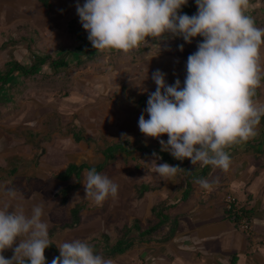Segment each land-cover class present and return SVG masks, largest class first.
<instances>
[{
  "label": "clouds",
  "instance_id": "obj_1",
  "mask_svg": "<svg viewBox=\"0 0 264 264\" xmlns=\"http://www.w3.org/2000/svg\"><path fill=\"white\" fill-rule=\"evenodd\" d=\"M188 0H85L76 11L88 40L97 52L128 55L149 44L180 37L191 44L203 37L187 58L183 85L166 83L159 70L152 74L156 90L149 94L146 113L139 117L141 133L155 138L161 150L176 160L188 159L194 166H212L227 171L230 154L225 150L257 135L264 105L254 101L260 86L259 51L264 28L246 14L249 0H195L197 13L182 14ZM184 50L183 45L179 46ZM150 54V53H149ZM167 136L165 142L161 137ZM122 139L130 138L121 134ZM155 170L172 179L188 170L168 163L153 153ZM203 189L207 179L194 181ZM7 181H0V264H48L46 249L52 245L49 223L42 203L26 207L23 196ZM86 200L101 205L118 197L119 186L93 167L85 170ZM79 197L76 195L75 199ZM80 198V197H79ZM59 256L51 264H112L93 246L79 239L55 244ZM12 251L11 258L4 253Z\"/></svg>",
  "mask_w": 264,
  "mask_h": 264
},
{
  "label": "crops",
  "instance_id": "obj_2",
  "mask_svg": "<svg viewBox=\"0 0 264 264\" xmlns=\"http://www.w3.org/2000/svg\"><path fill=\"white\" fill-rule=\"evenodd\" d=\"M20 1L22 5L25 3V0ZM192 9V5L190 11H187L185 6H183L181 11L182 14L191 16ZM77 16L78 14L76 17ZM54 23L55 21L53 19L43 21L48 35L56 37L54 39L56 43L59 40V35L54 34L58 26L56 25L55 27ZM78 27H80V29L82 28L81 26ZM78 30L79 29H77V31ZM33 32L35 35L40 36L39 32ZM30 37L33 41L35 40V37ZM86 37H88V35ZM72 42L66 47H62L58 50L56 49L54 53L50 51H41L40 54L43 53L42 55H49L53 58H57L71 52L66 56L67 67L62 69L64 72L67 71V68L71 64L78 67L82 66L84 63L83 58H85L86 61H91L95 58L97 59L99 55H102L103 58H105L106 55L110 56V54L95 51L91 54V59H88L87 55L76 53L75 51H81L92 46L89 40L83 37V34L79 36L78 42H76L78 47H72ZM30 43L32 44L31 41ZM31 44H29V47L27 45L28 50L30 49V54H32L30 64L27 65L17 59H11L3 64L0 75L5 74L7 63L10 61H17L27 67L32 65L33 55L37 54L39 51L32 50V47H30ZM144 49L148 48L144 47L143 50ZM138 51H140V48ZM112 53L118 52L113 51ZM46 69L54 72L51 65L47 64L43 66L35 76L25 77L17 72L8 79L5 85L0 83V111L3 114L0 117V181L10 182L9 187L14 188L23 196L24 203L29 209L34 203L43 204L46 219L49 223L50 238L53 244L76 239L83 241V238L88 239V237L91 236L90 233L93 232L91 228L95 227L96 221H98L96 217L88 218V214L96 213L97 210L103 213L105 212L104 208L95 206V204H93L94 202L91 200L84 199V174L79 189L71 192L67 202L62 203L60 197L56 195L59 187L61 186L63 188L67 185L75 184L78 180L74 178L69 183H64L51 177V173L54 171L62 172L70 164L99 165L105 160L104 149L107 144L129 141V148L133 150L132 155L128 156L124 153H120L117 158L109 164L108 168L100 173L103 175L105 172L109 171L111 167L116 166L117 168H121L122 171H127L122 175V178L128 182V180L131 179V172L126 170L128 169L127 166H130L131 163H136L135 167L137 166L139 168L137 162L139 159H136L137 153H146V156L149 157L153 155L151 152L153 149L156 151L155 153L161 157L160 152L166 151L161 150V145L155 138H148L144 134L141 135L143 139L139 137L136 142L132 141L131 138L119 139L117 136L109 138V135L113 133L107 134L104 125H99L97 128L94 123L87 122L88 120L85 124H82L80 121H77V119H74V117L71 118L72 121L70 124L63 128L64 132L61 131L63 132L62 134H66L67 132L71 137L68 145L69 152L66 153L65 143L58 144L60 146L55 148L53 144L44 142L49 135L50 127L55 124H51L46 120L44 121V118H41L36 122L37 124H34V120H31V117H29L25 124L17 125V119H13V114H10L13 106H16L15 104L10 105L11 102L13 103V100H16L14 96L16 93L12 94V91L14 92L16 86H19L24 80H40L48 76L45 74ZM175 73L176 72H174V76L177 77L178 75L176 76ZM166 78L168 79V76ZM94 81V84L98 85L102 82L101 78H94ZM260 84H264V82ZM257 89L260 91L259 87ZM141 98L142 97L139 99ZM139 99L136 101L137 107H139ZM261 100L260 91V95L258 98L254 99V101L259 102ZM7 105L9 106V111H7ZM140 109L146 110L144 108ZM91 114V111L83 112V116L86 118H88V116L91 117ZM112 115L117 118V115ZM138 121L139 119L131 123L136 122L135 124L138 125ZM126 127L127 124L122 126L119 130L120 133L125 131ZM256 128V136L225 149L228 153L230 150L233 151V153H229L232 161L230 168L225 171L212 167L206 178L209 180L211 187L209 189H203L197 184L191 199L175 211L176 215L180 218L176 234L168 241L162 238L159 242H156V245L159 246L155 248L157 250L159 249V251L162 249L163 253L152 254L150 251L153 249L151 241L139 244L132 251L124 255L111 258L112 264H264V246L260 249L258 248L259 250H253L254 241L245 233L239 231L238 226L227 218V207L225 203L228 195H234L237 200L243 201V203L246 202L247 205L249 204V210L247 211L254 230L258 236L263 237L262 240L264 239V140L258 141L261 137V127L256 126ZM61 132H54V140L57 137L59 138ZM130 132H132V130ZM130 132L126 134L130 135ZM74 134L82 135L84 140L77 141ZM24 135L26 138L23 142L26 141L28 143L27 148L19 144L22 142L19 138L22 136L24 137ZM40 145L42 147H40ZM45 148L47 151H45ZM169 155L173 157L170 153ZM51 156H56L57 161H54V159L51 160ZM237 156L240 157L237 158ZM159 162L165 163L162 157ZM148 173L150 181L146 182L145 178H143L137 192L134 194V198L133 196L128 198L130 204L128 200L127 207L130 210L131 217L128 219L127 225H131L135 219H139L142 222V226L145 227L154 220L152 209L157 204H153V201L160 203L161 201L169 200L174 203L181 197V193H177L176 191L178 175L172 179H165L157 174L155 165L153 173ZM62 183L64 185H62ZM143 185H148L151 189L141 197L139 191ZM77 194H79L80 198L78 197L75 199ZM80 203L84 204L80 225L74 229L63 228L64 225L71 221L72 209ZM101 218L102 217H98L100 220ZM98 222L101 223V221ZM106 229L107 228H105L104 231ZM52 231L54 232L53 237H51ZM167 233L168 228L159 234L165 237ZM92 239H95V237L91 238L89 241ZM257 240L255 242H257ZM89 241H87V243ZM111 241L114 243L116 238H114V240L112 238ZM4 255L6 258H11L13 253L9 250L6 251ZM54 256V252L51 250L45 251V257L49 258L46 259L47 261H52Z\"/></svg>",
  "mask_w": 264,
  "mask_h": 264
},
{
  "label": "rangeland",
  "instance_id": "obj_3",
  "mask_svg": "<svg viewBox=\"0 0 264 264\" xmlns=\"http://www.w3.org/2000/svg\"><path fill=\"white\" fill-rule=\"evenodd\" d=\"M84 2L85 0H56L52 2L51 9L47 10L38 0H25L23 5L20 0H0V71L3 64L11 59H17L27 65L30 64L32 55L30 49L28 50L29 44H31L29 41L30 36L35 37L30 46L32 50L53 53L56 49L68 46L72 41V47H78L76 42H78L81 34L88 40V37H86L87 32L82 27L79 17H76L77 3L82 5ZM188 3L193 6L192 15L196 14L198 9L195 0H188ZM246 14L254 19L257 27L264 28V0H249ZM52 19L55 21V27L56 25L59 26H57V31L54 32L55 35H59V40L56 43L54 41L56 37L48 35L43 24L44 20ZM78 26L82 28L80 29ZM77 29L80 31H77ZM32 30L39 32L40 36L35 35ZM202 40L203 37H196L191 44H188L182 38L171 37V35L159 42L149 37V44L159 43L160 49L153 47L143 50L144 46H141L140 51L133 50L128 55L112 53L110 56L106 55L105 58L99 55L97 59L91 61H86L83 58L84 63L82 66L78 67L71 64L65 72L60 70L58 72L54 71V73L52 70L46 69L45 74L48 76L38 77L42 78L40 80H24L23 83L16 86L14 92L12 91V94L16 93L14 95L16 100H13V103L10 104L16 106H13L10 114H13V119H17V125L25 124L29 117L34 120V124H37L36 122L41 118L55 124L50 127L46 141H43L53 144L55 148L60 146L58 144L65 143L66 153L69 152L68 145L71 137L67 132L62 134L64 132L63 128L67 127L72 121L71 118L74 117L82 124H85L88 120L87 122L94 123L97 128L99 125H104L107 134L113 133L109 135V138L117 136V138L122 139V133L126 134L132 130L129 133L130 135L127 136L136 142L139 137L143 139L141 136L143 133L139 130V126L135 124L136 122H131L137 121L141 115L148 118L146 111L137 107L136 101L140 97L148 98L149 94L156 90L155 82L151 78L152 74L159 70L165 74V77L168 76L166 82H169V85H174L177 79L183 85L187 75V58L197 50V45ZM180 45H183L184 48L182 52L179 48ZM259 66L260 75H263L264 44L260 46ZM174 72H176V76L178 75L177 77L174 76ZM94 78H101V84H94ZM259 88L263 101L261 100L258 103L264 105V84H260ZM7 108V111H9L8 105ZM84 111H91V117H84ZM112 114L117 115V118L113 117ZM1 115L3 114L0 111V117ZM125 124H127L126 130L120 133V128ZM56 131L63 132L59 134V138L57 137L54 140V132ZM25 138V135L20 137L19 140L21 139L22 142L19 144L27 148L28 143L23 142ZM161 139L167 142L168 137L165 135ZM259 140L263 141L264 136H261ZM40 147L42 146L40 145ZM45 151H47L46 148ZM151 152L155 153L156 151L152 149ZM229 153H233V151L230 150ZM136 156V159H139L137 160L139 168L135 167L136 163L127 166L128 169L126 170L131 172V179L128 182L122 178V175L127 171H122L121 168L116 166L111 167L109 171L103 174L118 184V197L116 199L109 198L101 205L93 203L95 206L103 207L105 212L101 213L100 210H97L96 213L88 214V218L96 217L101 223L96 221L95 227L91 228V231H93L90 233L91 236L88 239L83 238V241L87 242L95 237L91 240L92 242H88L93 244L94 241H100L101 235L106 233L111 236H109L111 240L112 238L113 240L114 238L117 239L120 228L128 224V219L131 217L130 210L127 207L128 198L131 196L134 198V194L137 192L143 178L146 182L150 181L148 172L153 173L155 165V162H152L153 155L147 157L146 153H137ZM240 156H237V158ZM50 159L57 161L56 156H51ZM183 161L186 162V169L188 170L200 167V165L194 166L188 159ZM62 185L64 184L62 183ZM61 188L60 186L59 189ZM229 196L234 197L244 209L249 210V204L237 200L234 195H228L227 197ZM153 204L158 203L153 201ZM98 217H102L101 220ZM104 227L107 228L105 231ZM256 235L254 230L253 237L247 236L251 240L256 241L258 239L257 243L261 248L264 246V239L262 240L263 237ZM162 238L164 236L158 234L152 240L153 249L150 250L152 254L163 253L162 249L159 251L155 248L159 246L156 245V242H159ZM94 249L97 254H101V249L97 247Z\"/></svg>",
  "mask_w": 264,
  "mask_h": 264
},
{
  "label": "trees",
  "instance_id": "obj_4",
  "mask_svg": "<svg viewBox=\"0 0 264 264\" xmlns=\"http://www.w3.org/2000/svg\"><path fill=\"white\" fill-rule=\"evenodd\" d=\"M54 0H38V2L45 8L50 9L52 6V2ZM263 1V0H259ZM185 9L190 11L191 4L185 5ZM192 16V15H191ZM33 43V39H30ZM96 49L93 46L87 47L81 51H75L78 54L87 55L88 59H91V54L95 52ZM71 53V52H69ZM66 53L61 57L53 58L49 55H42L40 51L37 54L33 55V63L29 67L17 62L10 61L7 63L6 72L4 75H0V83L5 85L8 79L15 73H21L25 77H32L39 73L40 69L50 64L52 69L55 72H58L67 67L66 56L69 54ZM261 82H264V75L261 76ZM260 95V91L256 89V95L253 99L258 98ZM147 97H142L138 101V106L140 108H147ZM261 136H264V116L261 117L260 124ZM75 139L77 141L84 140L82 135L74 134ZM129 141H121L114 144H107L104 149L105 160L96 166H90L87 164L76 165L70 164L68 167L62 172H52L51 177L57 179L64 183H69L74 178L78 180L75 184L67 185L57 191V197H60V201L62 203H66L71 192L76 191L80 187V183L83 180V174L85 170H90L93 167L96 169L98 173L105 171L109 164L113 162L120 153H124L128 156H131L133 150L130 148ZM227 151V150H226ZM162 160L165 163L171 164L173 166H180L181 168L186 169V162L176 160L174 157H171L168 152H160ZM212 166H203L199 169L188 170L191 173L183 172L178 174V183L176 186L177 193H181V197L177 202L161 201L157 205H155L152 209V213L154 216V220H152L145 227L142 226V222L139 219H135L131 225H123L120 228L119 237L113 243L111 238L107 234L101 235L100 241H94L93 244L90 243L93 248L97 247L101 249V254L105 258H115L120 255H124L134 248H136L139 244L151 242L155 236H157L160 232L164 231L168 228V233L164 237V240H170L177 232L179 225V216L176 215L175 211L179 209L182 205L187 203L194 194L195 186L197 185L194 181L196 179H206L208 174L211 171ZM150 187L148 185H143L139 191V195L142 197L146 192L150 191ZM84 211V204L80 203L76 205L71 212V221L64 225L63 228H71L74 229L78 227L81 223V216ZM245 213H248L245 209L242 210ZM227 218L235 223L238 226L239 215L233 212L230 209L226 210ZM239 228V227H238ZM52 236H54V232L52 231ZM92 242V241H91ZM46 250H51L54 252V257L59 256V251L57 247L52 245L50 248ZM46 259H49L46 257ZM48 264H51V261H48Z\"/></svg>",
  "mask_w": 264,
  "mask_h": 264
},
{
  "label": "built area",
  "instance_id": "obj_5",
  "mask_svg": "<svg viewBox=\"0 0 264 264\" xmlns=\"http://www.w3.org/2000/svg\"><path fill=\"white\" fill-rule=\"evenodd\" d=\"M225 203H226L227 209H230L239 215V220H238L239 230L241 232L247 234L249 237H253L254 236L253 224L251 222L249 214L242 211L244 209L243 206L240 205L236 201V199L232 196L227 197ZM253 241H254L253 242V244H254L253 250L254 249L258 250V248H260L259 244L257 242H255V240H253Z\"/></svg>",
  "mask_w": 264,
  "mask_h": 264
}]
</instances>
